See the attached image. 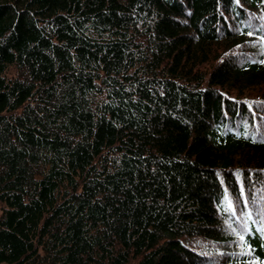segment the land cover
Here are the masks:
<instances>
[{
	"label": "trees",
	"instance_id": "16d2710c",
	"mask_svg": "<svg viewBox=\"0 0 264 264\" xmlns=\"http://www.w3.org/2000/svg\"><path fill=\"white\" fill-rule=\"evenodd\" d=\"M262 61L264 0H0V264H264Z\"/></svg>",
	"mask_w": 264,
	"mask_h": 264
},
{
	"label": "snow or ice",
	"instance_id": "6c2138e0",
	"mask_svg": "<svg viewBox=\"0 0 264 264\" xmlns=\"http://www.w3.org/2000/svg\"><path fill=\"white\" fill-rule=\"evenodd\" d=\"M251 34V33H250ZM262 62H264V61H262ZM229 207H231V205H229ZM241 239H243V237H241Z\"/></svg>",
	"mask_w": 264,
	"mask_h": 264
},
{
	"label": "bare ground",
	"instance_id": "6f19581e",
	"mask_svg": "<svg viewBox=\"0 0 264 264\" xmlns=\"http://www.w3.org/2000/svg\"><path fill=\"white\" fill-rule=\"evenodd\" d=\"M255 129V128H254ZM256 133V132H255Z\"/></svg>",
	"mask_w": 264,
	"mask_h": 264
}]
</instances>
